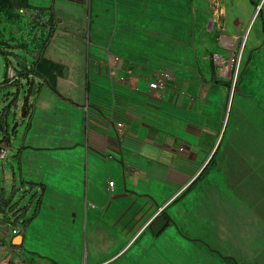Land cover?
Instances as JSON below:
<instances>
[{
    "label": "crops",
    "instance_id": "obj_1",
    "mask_svg": "<svg viewBox=\"0 0 264 264\" xmlns=\"http://www.w3.org/2000/svg\"><path fill=\"white\" fill-rule=\"evenodd\" d=\"M24 3L49 9L56 21L40 58L27 66L33 67L27 75L33 99L18 100L26 104L25 127L11 176L18 173L22 184L41 190L35 208L26 196L20 202L26 249L38 252L41 264H168L173 224L163 210L202 172L222 124L190 82L168 72L164 87H148L165 70L140 54L143 29L176 26L164 18L146 22L143 0ZM109 6L123 13L119 47L106 44L111 34L106 40L96 14ZM91 29L95 39L86 42ZM113 56L119 58L115 75L109 73ZM254 105L248 102L249 113ZM160 216L167 221L154 234L151 225ZM33 234L41 238L37 252Z\"/></svg>",
    "mask_w": 264,
    "mask_h": 264
},
{
    "label": "rangeland",
    "instance_id": "obj_2",
    "mask_svg": "<svg viewBox=\"0 0 264 264\" xmlns=\"http://www.w3.org/2000/svg\"><path fill=\"white\" fill-rule=\"evenodd\" d=\"M143 1L148 2L146 22L165 19L176 28H144L140 54L195 85L206 96V109L222 122L218 145L202 172L163 210L173 224L168 264H264V0ZM113 7L96 14L104 20L105 39L111 34L106 44L112 40L111 47H119L123 13ZM32 8L40 13L32 15ZM43 10L50 15L47 24ZM55 28L49 9L0 0V144L8 146L0 158V264H41L38 234L31 238L37 253H31L23 240L13 243L19 234L11 232L14 226L22 232L26 224L21 199L26 196L35 208L41 190L22 184L18 173L14 180L11 176V161L14 166L19 159L15 145L25 127L21 109L26 104L18 100L33 99V81L27 76L10 80L8 66L24 74ZM92 32H86V42L95 39ZM251 101L255 109L249 113ZM17 121V133H11Z\"/></svg>",
    "mask_w": 264,
    "mask_h": 264
},
{
    "label": "built area",
    "instance_id": "obj_3",
    "mask_svg": "<svg viewBox=\"0 0 264 264\" xmlns=\"http://www.w3.org/2000/svg\"><path fill=\"white\" fill-rule=\"evenodd\" d=\"M21 11V10H20ZM30 13H32V15H37L39 12L38 9L34 10L33 8L30 9ZM43 15H42V21H44L43 23L47 24V21H49L50 19V15L47 12V10H43ZM48 13V14H46ZM118 62H119V58L117 56H113L111 58V69L109 71V73L111 75H115V72L118 70ZM8 77L10 78V80H15L17 79V75L15 73V71L13 70L12 67L8 66ZM126 77L124 75H120L118 76V79L120 80H124ZM172 79V76L166 72V71H159L157 72L153 78L149 79L148 81V87L151 89H157V88H162L165 86L167 81H170ZM118 126H121V123L118 122L117 123ZM4 144V142H2L0 144V158H3L5 156L6 153V149L8 148V146H4L2 145ZM180 150H182V148H180ZM109 185L112 186L113 185V181H109ZM11 232L15 235V234H19L20 232V228L18 226H14L11 230Z\"/></svg>",
    "mask_w": 264,
    "mask_h": 264
},
{
    "label": "water",
    "instance_id": "obj_4",
    "mask_svg": "<svg viewBox=\"0 0 264 264\" xmlns=\"http://www.w3.org/2000/svg\"><path fill=\"white\" fill-rule=\"evenodd\" d=\"M257 11H259V7H257ZM36 84H34L33 89L35 88ZM16 126V123L12 125L11 132H13L14 128ZM166 219L163 216L158 217L151 225V230L154 234H156L158 231L161 230V228L166 223ZM22 241V235L19 234L13 238V243H21Z\"/></svg>",
    "mask_w": 264,
    "mask_h": 264
},
{
    "label": "trees",
    "instance_id": "obj_5",
    "mask_svg": "<svg viewBox=\"0 0 264 264\" xmlns=\"http://www.w3.org/2000/svg\"><path fill=\"white\" fill-rule=\"evenodd\" d=\"M15 71V70H14ZM33 70L31 67H29L24 74H22V72H19V71H15L17 77H26L29 73H31Z\"/></svg>",
    "mask_w": 264,
    "mask_h": 264
}]
</instances>
